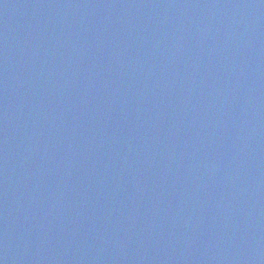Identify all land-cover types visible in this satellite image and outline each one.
<instances>
[{
  "label": "water",
  "instance_id": "water-1",
  "mask_svg": "<svg viewBox=\"0 0 264 264\" xmlns=\"http://www.w3.org/2000/svg\"><path fill=\"white\" fill-rule=\"evenodd\" d=\"M0 264H264V0H0Z\"/></svg>",
  "mask_w": 264,
  "mask_h": 264
}]
</instances>
